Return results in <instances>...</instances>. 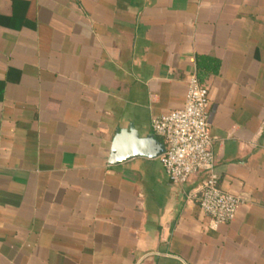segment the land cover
<instances>
[{"label":"crops","instance_id":"crops-1","mask_svg":"<svg viewBox=\"0 0 264 264\" xmlns=\"http://www.w3.org/2000/svg\"><path fill=\"white\" fill-rule=\"evenodd\" d=\"M192 74L243 200L215 229L202 174L108 162ZM0 264H264V0H0Z\"/></svg>","mask_w":264,"mask_h":264},{"label":"built area","instance_id":"built-area-1","mask_svg":"<svg viewBox=\"0 0 264 264\" xmlns=\"http://www.w3.org/2000/svg\"><path fill=\"white\" fill-rule=\"evenodd\" d=\"M208 108V88L192 74L186 83L183 106L152 117L150 126L164 143L159 159L170 181L182 184L192 175L202 174L198 203L210 228L215 229L234 218L243 200L220 187Z\"/></svg>","mask_w":264,"mask_h":264},{"label":"water","instance_id":"water-1","mask_svg":"<svg viewBox=\"0 0 264 264\" xmlns=\"http://www.w3.org/2000/svg\"><path fill=\"white\" fill-rule=\"evenodd\" d=\"M165 150L164 143L153 133L140 135L134 123L118 128L112 138L108 162L117 164L133 157H159Z\"/></svg>","mask_w":264,"mask_h":264}]
</instances>
